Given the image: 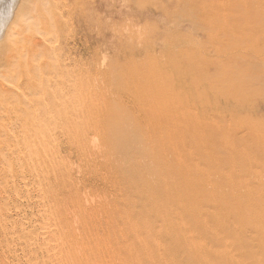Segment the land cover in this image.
Returning a JSON list of instances; mask_svg holds the SVG:
<instances>
[{
  "label": "rangeland",
  "instance_id": "1",
  "mask_svg": "<svg viewBox=\"0 0 264 264\" xmlns=\"http://www.w3.org/2000/svg\"><path fill=\"white\" fill-rule=\"evenodd\" d=\"M33 3L44 66L5 64L39 20L0 30V264H264V0Z\"/></svg>",
  "mask_w": 264,
  "mask_h": 264
},
{
  "label": "bare ground",
  "instance_id": "2",
  "mask_svg": "<svg viewBox=\"0 0 264 264\" xmlns=\"http://www.w3.org/2000/svg\"><path fill=\"white\" fill-rule=\"evenodd\" d=\"M25 1H27L28 3H25ZM4 2H6V5L3 6V13L5 16H9L11 15V19H10V22L9 24H4V23H0V30H4V28L6 30L5 33L3 34L5 37H12L13 35H16V36H20L21 35V30L19 31V29L23 28V26L29 22V20L31 19H37L39 20V28H38V35L40 36V39H36L37 37V34L35 35V33H31L30 35V39H31V43L30 45L28 46V48H26L24 51H21L19 53H16L15 55H10L6 58L5 60V64L6 66H10L11 64H17L18 65V68L19 67H22V66H29V67H32L33 68V63L34 62H37L40 58H42L41 60L38 61L37 63V67L39 66H44L46 64V60L49 58L50 54H51V50L50 49H45L44 48V43L45 42H48V40H45V42H41V38H44L43 36H46L49 34V32H51V28L50 26L46 23V21H43V19L41 18V12H39L40 10H36L33 6V2L34 0H19V4L16 6V8L14 9L13 8V5H14V2L15 0H11V3H10V0H4ZM14 9V10H13ZM242 11V10H241ZM243 12V11H242ZM1 15V14H0ZM39 15V16H38ZM2 16V15H1ZM2 18V17H1ZM73 18V17H72ZM79 19V18H78ZM80 21V20H79ZM78 21V24L81 23V21L79 22ZM57 23L59 24L58 20H57ZM8 25V26H7ZM60 25V24H59ZM57 25L56 28H59L60 26ZM7 26V27H6ZM16 28V30H15ZM50 29V30H49ZM2 37V38H5V37ZM29 39V37H28ZM2 42V40L0 41ZM30 42V41H29ZM39 47H41V55L38 57V55H34V51L37 50ZM37 48V49H36ZM42 48H44L45 50H43ZM262 61V60H261ZM235 62H238V61H235ZM242 63V62H241ZM244 65V64H242ZM209 66V65H208ZM13 78L14 75H13ZM197 78V77H196ZM158 80V79H157ZM155 80V82L157 81ZM154 82V81H153ZM152 82V83H153ZM159 82V81H158ZM156 82V86L158 85ZM163 82V81H162ZM28 84H30V81L28 80ZM154 84V83H153ZM163 84V83H162ZM151 85V84H150ZM149 84L147 85L149 87L148 90H150V88L152 89V86H150ZM171 85H175V88H177V90L179 91V86L177 87L176 84L172 83ZM130 86V85H129ZM128 86V87H129ZM145 86V85H144ZM155 86V85H154ZM146 88V87H145ZM159 88L160 90L162 89L163 92H161L159 90V92L161 93H164L166 92L167 95L170 93L174 94L175 92H173V90H175V88H173L172 86H169L168 84H164V85H161V82H160V85H159ZM147 89V88H146ZM3 91H5L4 89H2ZM153 90V89H152ZM175 90V91H177ZM154 91V90H153ZM245 91V90H244ZM241 92V91H240ZM179 93V92H178ZM165 94V93H164ZM171 94V95H172ZM183 94V93H182ZM184 95V94H183ZM186 95H184V98H185ZM194 96V95H193ZM200 97V96H199ZM191 99L193 98H190L189 101H191ZM195 100L193 101L194 103H198L197 102V98L195 97L194 98ZM200 99V98H198ZM156 101V100H155ZM155 101L153 103H155ZM186 101V100H185ZM196 101V102H195ZM174 102V101H173ZM152 103V102H151ZM175 103V102H174ZM155 105V104H154ZM161 105V109H160V120L159 122H162V119H167V118H171L174 123V125L172 127H169V126H165L163 123H159L158 125L154 126V127H150L149 130H151L152 132V137L151 139H153V141L155 142H160L158 143V145L162 143H169V144H172L174 146V150L177 151V152H183L185 150V147H179L177 145V141L178 139H180V141H182V135L184 133H182V129H175L177 127H182L185 126L186 128L187 127H190V125H192V127H194V123H190L187 121L186 118H184V116L186 115H180V108L178 106V104H174V107H171V106H167L165 104H163V102L160 103ZM151 108H153L151 106ZM190 113V112H189ZM188 113V114H189ZM195 113V111H194ZM203 114L202 113V110H200V115ZM148 117V116H147ZM156 117V116H155ZM217 118V117H216ZM195 119V118H194ZM167 122V120H166ZM182 122V124H181ZM192 122V121H191ZM154 123V121H153ZM158 123V122H157ZM176 123H179V125H177ZM242 125H244L243 123H241ZM148 125V124H147ZM153 125V124H152ZM197 127V128H196ZM198 127H199V132L201 133L202 129H204L203 133H206V127H203V126H196L195 125V128H196V131L198 130ZM164 128V129H163ZM247 129V132L249 133L250 132V128L249 126L246 127ZM256 128V127H255ZM254 128V130H255ZM261 127H259V130H260ZM148 129V127H147ZM258 130V129H257ZM258 130V131H259ZM256 132V130H255ZM142 133H146V132H142ZM202 133V134H203ZM147 134V133H146ZM150 134V133H148ZM150 135V136H151ZM207 135V133H206ZM252 135V134H251ZM145 136V134H144ZM143 136V137H144ZM142 137V136H141ZM148 137V136H147ZM43 138V137H42ZM150 138V137H148ZM46 139V138H45ZM146 139V138H145ZM144 141V140H143ZM147 142V140H146ZM44 147H40L42 152H44L46 154V152L50 151V147H49V141H45L44 142ZM148 144V143H147ZM146 144V145H147ZM151 144V142H150ZM190 146V144H187V146ZM149 146V145H148ZM161 146V145H160ZM169 146V145H168ZM151 147V146H150ZM153 147V146H152ZM39 148V150H40ZM158 149V147H157ZM165 149H168V147H166ZM160 150H162V148H160ZM170 150V149H169ZM208 150L212 151V148H208ZM168 151V150H167ZM165 152V153H168V152ZM171 151V150H170ZM32 152V151H31ZM172 152V151H171ZM179 152V153H180ZM194 152H198V150L196 149ZM161 153V151H160ZM170 153V152H169ZM35 155H39L40 152L39 151H35L34 152ZM171 154V153H170ZM172 155V154H171ZM173 157V156H172ZM178 157V155H177ZM166 159V158H164ZM160 160V159H159ZM165 162V161H164ZM163 162V163H164ZM170 162V161H169ZM161 163V162H160ZM159 165V164H158ZM157 165V166H158ZM162 165V164H161ZM164 165V164H163ZM165 166V165H164ZM264 190V189H263ZM226 262V261H225Z\"/></svg>",
  "mask_w": 264,
  "mask_h": 264
}]
</instances>
